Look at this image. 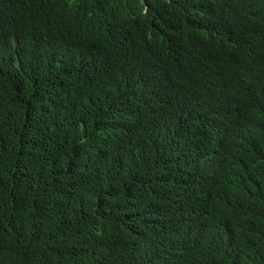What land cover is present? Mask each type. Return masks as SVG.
Listing matches in <instances>:
<instances>
[{
	"label": "trees",
	"instance_id": "obj_1",
	"mask_svg": "<svg viewBox=\"0 0 264 264\" xmlns=\"http://www.w3.org/2000/svg\"><path fill=\"white\" fill-rule=\"evenodd\" d=\"M2 17L0 264H264V0Z\"/></svg>",
	"mask_w": 264,
	"mask_h": 264
},
{
	"label": "clouds",
	"instance_id": "obj_2",
	"mask_svg": "<svg viewBox=\"0 0 264 264\" xmlns=\"http://www.w3.org/2000/svg\"><path fill=\"white\" fill-rule=\"evenodd\" d=\"M5 9V8H4ZM5 11L9 14V23H8V28H10V31H15L17 29V18L15 17V15L13 14L12 11L5 9ZM4 19L2 17V21L0 23V28L1 25L3 23ZM11 34V33H10Z\"/></svg>",
	"mask_w": 264,
	"mask_h": 264
}]
</instances>
